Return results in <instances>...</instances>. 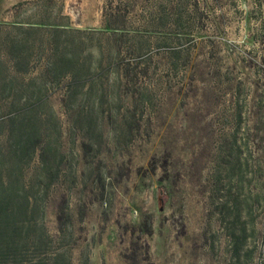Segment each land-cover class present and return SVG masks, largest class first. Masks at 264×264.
<instances>
[{
  "label": "rangeland",
  "instance_id": "obj_1",
  "mask_svg": "<svg viewBox=\"0 0 264 264\" xmlns=\"http://www.w3.org/2000/svg\"><path fill=\"white\" fill-rule=\"evenodd\" d=\"M193 2L0 0V141L25 98L50 96L56 120L23 155V185L49 232L64 231L72 264H232V199L264 185V152L243 144L251 126L263 140L264 0ZM136 63L145 72L127 82ZM73 75L80 81L65 85ZM221 142L234 143L229 172ZM246 163L255 177L237 188ZM14 185L0 192H22Z\"/></svg>",
  "mask_w": 264,
  "mask_h": 264
},
{
  "label": "trees",
  "instance_id": "obj_2",
  "mask_svg": "<svg viewBox=\"0 0 264 264\" xmlns=\"http://www.w3.org/2000/svg\"><path fill=\"white\" fill-rule=\"evenodd\" d=\"M210 1L214 3L220 0H202L203 7L207 10L212 8V3H209ZM252 2L256 7L260 8L261 0H252ZM192 4L197 10L199 0H194ZM194 17L188 16L186 23L190 25V28H187V31L184 32L185 40L192 36L190 29L193 28L195 23ZM190 44H187L186 50L195 47L194 45L190 47ZM139 65L140 63H136L132 66V69H126L121 74V77L127 79V82L133 81L137 75L145 72L144 69L139 68ZM97 73L99 72L92 74L96 76ZM79 81L73 75L65 85L73 86ZM125 86L129 89L128 85ZM91 90H93V87H91ZM50 104V96L41 91L29 96L27 99L25 98L19 104L20 106L15 109L13 116L8 120L11 123L7 134L9 136L8 140L6 138V140L0 141V150H2V157L0 159V185L4 188H11L15 186L14 183L20 182L22 187V192H18L14 188L13 193L8 196L0 192V264H72L69 255L71 248L67 244L64 231L59 228L56 234L49 232L44 222L43 209L39 208L35 203V196L29 194L23 185L24 177L21 166L23 155L26 152L29 153V151L36 152L38 146L32 142L33 137L41 131V126L46 127L50 120L53 122L56 120L55 114L51 111ZM234 110L236 124L239 126L242 114L241 105H236ZM42 111L44 113L41 114L40 112ZM245 114L248 121L257 115L253 110L245 111ZM24 128L29 129L28 135L26 133L27 129L24 130ZM254 130L258 131L259 129L253 126L248 127L247 137L244 139L243 144L246 149H250L251 151L253 148H258L264 152V129L260 128L262 134L260 138L263 139V143L260 142V145L255 142L257 133L255 135ZM40 137L41 134H39L38 139ZM233 140L235 142V137ZM11 142L13 143L11 144ZM233 145L222 142L219 144L221 170L223 172L232 171V166L223 161V153L224 151L230 152ZM40 147L38 148L41 149L39 151L40 168L48 171L49 159L45 157L46 153L44 152L46 147ZM245 167L250 178L245 182L242 174L237 175L235 178L237 188L243 185L249 187L252 178L255 177L253 167H248L247 163ZM259 171L260 174L262 172V175H264V168L260 166ZM251 189L249 188V195L244 200L239 199L240 195L238 192L235 193L232 199V215L227 225L232 264H264V225L260 228V233L257 232V225L251 215L250 206V203L259 195L262 207H264V185L260 187L257 195L255 192H251ZM261 196L263 197L262 201ZM146 233L149 234V230Z\"/></svg>",
  "mask_w": 264,
  "mask_h": 264
}]
</instances>
